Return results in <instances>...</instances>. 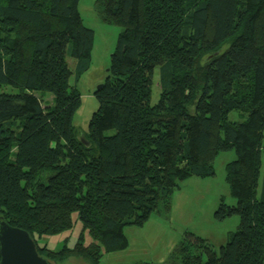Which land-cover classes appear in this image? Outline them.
<instances>
[{
  "label": "trees",
  "instance_id": "trees-1",
  "mask_svg": "<svg viewBox=\"0 0 264 264\" xmlns=\"http://www.w3.org/2000/svg\"><path fill=\"white\" fill-rule=\"evenodd\" d=\"M79 3L0 0V88L17 89L0 90V218L28 231L52 264H100L102 250L128 246L126 227L169 211L181 181L215 176L216 157L234 150L224 170L236 203L221 196L214 215H237V229L219 255L180 240L169 264H264V0H95L120 32L81 133L70 80L90 66L94 30ZM63 31L65 53L51 50ZM154 73L160 92L149 104ZM74 214L94 241L39 245L71 229Z\"/></svg>",
  "mask_w": 264,
  "mask_h": 264
},
{
  "label": "rangeland",
  "instance_id": "rangeland-1",
  "mask_svg": "<svg viewBox=\"0 0 264 264\" xmlns=\"http://www.w3.org/2000/svg\"><path fill=\"white\" fill-rule=\"evenodd\" d=\"M79 11L84 24L94 30L90 66L76 81L74 76L70 80L80 92V104L76 109L73 125L81 133L87 131L89 120L99 106L94 92L106 80L110 55L116 47L120 27L106 24L101 20L95 9V0H80ZM50 49L65 53V31L55 35ZM67 60L70 68L74 70L77 60L72 57H68ZM158 83V76L154 73L149 104L155 103L159 98ZM0 90L12 93L17 91L10 85H3ZM52 97V94H48L45 100L51 103ZM229 118L242 120L236 110L230 112ZM235 157L234 150L222 152L215 159V176L205 178L190 176L181 181L178 190L172 196L170 210L154 212L142 226L126 227L128 246L111 252L102 250L100 264H169L172 251L184 238L194 242L204 240L214 254L219 255L220 247L226 244L230 232L235 231L240 222L237 215L224 219H217L214 215L221 196H224L228 204L236 203V199L229 193L224 170L225 164ZM262 157L264 158V151ZM263 172L264 167L261 176ZM100 216L99 211L93 210L91 218L98 227ZM73 220L71 229L56 235L37 238L39 245H46L51 250L59 251L64 246L74 247L78 241L85 245L94 241L89 232L83 229L77 214L73 215ZM62 264H87V262L76 256H70Z\"/></svg>",
  "mask_w": 264,
  "mask_h": 264
},
{
  "label": "water",
  "instance_id": "water-1",
  "mask_svg": "<svg viewBox=\"0 0 264 264\" xmlns=\"http://www.w3.org/2000/svg\"><path fill=\"white\" fill-rule=\"evenodd\" d=\"M0 264L52 263L38 253L36 242L28 231L11 226L0 218Z\"/></svg>",
  "mask_w": 264,
  "mask_h": 264
}]
</instances>
